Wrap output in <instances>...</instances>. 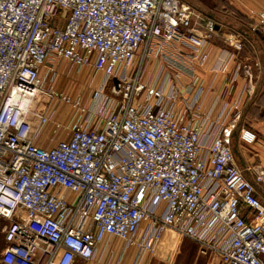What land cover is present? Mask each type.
<instances>
[{
  "label": "built area",
  "instance_id": "built-area-1",
  "mask_svg": "<svg viewBox=\"0 0 264 264\" xmlns=\"http://www.w3.org/2000/svg\"><path fill=\"white\" fill-rule=\"evenodd\" d=\"M257 21L264 36V7ZM215 27L183 0H0L2 262L72 264L110 237L140 255L171 229L221 264H264V165L248 178L230 146L239 100L201 105ZM56 57L102 74L87 101L44 85Z\"/></svg>",
  "mask_w": 264,
  "mask_h": 264
},
{
  "label": "crops",
  "instance_id": "crops-1",
  "mask_svg": "<svg viewBox=\"0 0 264 264\" xmlns=\"http://www.w3.org/2000/svg\"><path fill=\"white\" fill-rule=\"evenodd\" d=\"M231 2V0H230ZM258 4V3H257ZM264 4L258 8L262 10ZM246 32L238 28V33ZM261 37V36H260ZM240 42V48L234 43ZM245 41L231 33L228 22L217 21L215 33L207 46L208 59L204 64H195L194 70L199 75L203 88L201 105L203 109H213V117L218 116L224 101L239 100V118L231 133V149L237 164L248 178L251 171L259 164H264V51L257 54L245 52ZM225 63L224 68L220 65ZM248 66V74L241 69ZM173 73L174 67L169 68ZM231 79V92L226 93L224 84ZM181 84H187L189 77L183 73L178 79ZM216 104L213 105L214 101ZM50 137L57 139L51 129L45 127L36 142L44 147L54 143ZM256 156L260 162L256 161ZM263 160V161H262ZM171 229L163 231L152 252H142L138 255V247L125 246L118 237H110L106 245L100 243L92 259L76 258L72 264H221L218 254L202 253L199 245L191 244ZM6 245V244H5ZM0 264L2 262L0 257Z\"/></svg>",
  "mask_w": 264,
  "mask_h": 264
},
{
  "label": "rangeland",
  "instance_id": "rangeland-1",
  "mask_svg": "<svg viewBox=\"0 0 264 264\" xmlns=\"http://www.w3.org/2000/svg\"><path fill=\"white\" fill-rule=\"evenodd\" d=\"M183 1L192 7L195 14L203 19L212 18L215 22H228L229 25H231V33L242 38V41H245L244 48L246 53L254 55L264 51V36L259 30L257 21L258 8L264 4V0H231V2L230 0ZM195 17L196 16H194V18ZM238 28L246 32V35H243L241 32L238 33ZM53 64L55 65L56 73L51 81L48 79V65L46 64L42 69L44 85L52 84L57 91H62L73 99L87 101L90 91L99 84L102 78V74L100 72H95L92 66L84 65L77 67L63 57L54 58ZM45 100H48L46 95H37L34 106H40ZM51 105L54 110L52 118L66 123L70 112V105L57 98L51 101ZM46 127L51 128V124ZM55 136L58 137V135ZM256 161H261L258 156H256ZM258 165L259 164H257V166ZM254 174L255 172L252 170L251 176L253 177ZM4 223L5 219L0 217V257L5 247L2 230ZM184 239L191 244H195L188 238Z\"/></svg>",
  "mask_w": 264,
  "mask_h": 264
}]
</instances>
